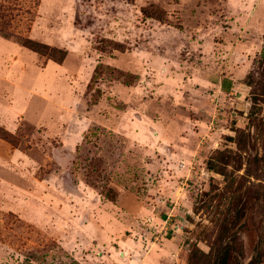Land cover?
<instances>
[{
	"label": "rangeland",
	"instance_id": "374dc122",
	"mask_svg": "<svg viewBox=\"0 0 264 264\" xmlns=\"http://www.w3.org/2000/svg\"><path fill=\"white\" fill-rule=\"evenodd\" d=\"M6 1L0 264H264V0Z\"/></svg>",
	"mask_w": 264,
	"mask_h": 264
},
{
	"label": "trees",
	"instance_id": "16d2710c",
	"mask_svg": "<svg viewBox=\"0 0 264 264\" xmlns=\"http://www.w3.org/2000/svg\"><path fill=\"white\" fill-rule=\"evenodd\" d=\"M32 3H33V6L34 5H38V0H32ZM15 9L14 7V4H10L9 2L6 1V5H3L1 8H0V33L3 34V36H6V37H10L7 30V27H9L11 21L10 20H7L10 16H12V12L13 10ZM27 12L31 13V10L30 8L28 10H26ZM9 25V26H8ZM21 42L22 44L35 51V52H38V53H41V54H47V51L48 50H52V51H57V50H54V49H51L48 45L44 44V43H41V42H38V41H35L33 39H30V38H23L21 39ZM65 58V53H64V57L63 58H59V60H62ZM264 95V91H263V94ZM255 98V102L254 104L256 105L258 103V98L256 96H254ZM209 169L212 170V171H217V167L214 163L213 160H210L209 163ZM193 258V255H191V260ZM228 263V254L227 255H224L222 257V259L220 260V264H227Z\"/></svg>",
	"mask_w": 264,
	"mask_h": 264
}]
</instances>
